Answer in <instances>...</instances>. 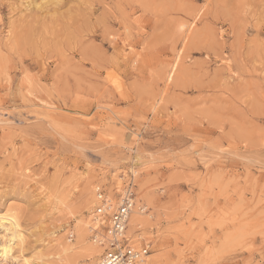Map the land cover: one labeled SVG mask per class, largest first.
Here are the masks:
<instances>
[{
    "label": "rangeland",
    "instance_id": "rangeland-1",
    "mask_svg": "<svg viewBox=\"0 0 264 264\" xmlns=\"http://www.w3.org/2000/svg\"><path fill=\"white\" fill-rule=\"evenodd\" d=\"M127 185L151 264H264V0H0V264H86Z\"/></svg>",
    "mask_w": 264,
    "mask_h": 264
},
{
    "label": "built area",
    "instance_id": "built-area-1",
    "mask_svg": "<svg viewBox=\"0 0 264 264\" xmlns=\"http://www.w3.org/2000/svg\"><path fill=\"white\" fill-rule=\"evenodd\" d=\"M134 185H127L115 200L106 191H96L93 215L96 227L90 239L103 249L96 264H149L151 242L139 237L140 230L128 232L130 216L136 206Z\"/></svg>",
    "mask_w": 264,
    "mask_h": 264
},
{
    "label": "bare ground",
    "instance_id": "bare-ground-1",
    "mask_svg": "<svg viewBox=\"0 0 264 264\" xmlns=\"http://www.w3.org/2000/svg\"><path fill=\"white\" fill-rule=\"evenodd\" d=\"M132 172L134 175L138 174V171L136 170H133ZM120 192L121 191H117V193H120ZM108 197L112 199L113 196L112 197L108 196ZM93 199H94V191L92 190L84 202L85 204L84 211L87 212V215L86 216L83 215L80 218V222L76 226V236H77L76 244H79L81 246L82 253L80 254V256L81 257L83 256L85 258V261L87 262L86 264H96L99 256L101 255L103 251V249L99 247L97 244L93 243L92 241L91 243L89 242V238L93 234V230L96 227V223L94 222V215L93 214L92 216L90 215L91 217L88 215V213L92 210V205H94ZM146 202H147L146 198H141L140 200L136 201V206L130 216V221H129L128 232L130 234H133L139 228L141 229L143 225H147V223L153 220L154 214H152L151 212L150 213L146 212V209H148L147 206L145 205ZM7 226L11 227L12 233L8 241H6L5 243H0V258L1 259H6L11 253H13L14 247L24 241V235L20 228L18 218L12 212V210H8L6 214L0 215V230L3 228L7 229ZM70 246L71 244L68 247ZM5 249H7L8 251L5 252ZM69 256L70 255H68V258L63 256V258L64 257L65 258L62 259V264H71L74 261V259L71 260ZM149 258H150L149 264H151L152 261L157 262L160 260V258L156 256H152V255Z\"/></svg>",
    "mask_w": 264,
    "mask_h": 264
},
{
    "label": "snow or ice",
    "instance_id": "snow-or-ice-1",
    "mask_svg": "<svg viewBox=\"0 0 264 264\" xmlns=\"http://www.w3.org/2000/svg\"><path fill=\"white\" fill-rule=\"evenodd\" d=\"M8 250L7 249H5V252H7Z\"/></svg>",
    "mask_w": 264,
    "mask_h": 264
}]
</instances>
